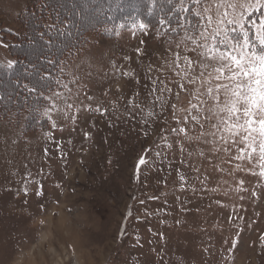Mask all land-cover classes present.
Wrapping results in <instances>:
<instances>
[{
    "label": "rangeland",
    "instance_id": "1",
    "mask_svg": "<svg viewBox=\"0 0 264 264\" xmlns=\"http://www.w3.org/2000/svg\"><path fill=\"white\" fill-rule=\"evenodd\" d=\"M58 1L90 20L93 0ZM27 5L0 0V29L17 28ZM158 33L93 35L67 87L50 97L48 128L0 119V264H264V178L231 159L234 146L213 155L195 140L198 125L178 124L193 88H178L175 53L198 56L169 49ZM4 49L0 34V58ZM180 126L191 142L173 134Z\"/></svg>",
    "mask_w": 264,
    "mask_h": 264
},
{
    "label": "snow or ice",
    "instance_id": "2",
    "mask_svg": "<svg viewBox=\"0 0 264 264\" xmlns=\"http://www.w3.org/2000/svg\"><path fill=\"white\" fill-rule=\"evenodd\" d=\"M148 3L147 11L151 15L157 0H148ZM164 3L168 6L167 12L157 20L163 36L158 33L157 38L165 41L169 49L175 44L177 49L183 47L186 52L198 56L192 59L188 55L181 57L179 51L175 53L174 63L181 78L178 88L187 91L186 84L193 88L187 114L178 124L191 123L193 130L198 125L201 131L195 140L210 145L213 155L220 151L229 153L227 146H234L236 154L231 159L253 164L254 168H259V177L264 178V0H164ZM160 10L163 12V4ZM255 13H261L258 21L250 19ZM169 14L175 16V22ZM129 19L131 24L127 27L134 32L143 33L149 28L137 16ZM125 27L123 23L116 26L117 29ZM173 32L176 35H171ZM115 34L119 35V31ZM137 53L140 54L141 49H137ZM6 67L13 68L14 62H8ZM55 82L59 87H67L59 79ZM176 96L178 99L179 92ZM163 106L161 103L162 109ZM172 109L175 112V104ZM49 110L46 107L43 115L48 116ZM96 111L105 114L107 110L97 108ZM205 124L211 132L204 131ZM172 131L177 137L183 135L187 141L193 140L185 126ZM87 136L85 133V138ZM180 147L183 151V144ZM148 163L146 153L138 159L137 181L141 166ZM236 167L239 170V165ZM24 195H28L27 188ZM36 195L39 197L43 193L37 191ZM252 195L257 194L253 191ZM40 207L43 209V205ZM260 239L264 241V235ZM238 244L239 233L229 249L230 254ZM260 247L264 248V243Z\"/></svg>",
    "mask_w": 264,
    "mask_h": 264
},
{
    "label": "trees",
    "instance_id": "3",
    "mask_svg": "<svg viewBox=\"0 0 264 264\" xmlns=\"http://www.w3.org/2000/svg\"><path fill=\"white\" fill-rule=\"evenodd\" d=\"M92 4L94 7L88 10L90 20L85 21L80 5L69 3L61 7L58 0H28L17 17V28L1 27L5 49L0 58V119L11 124L24 122L25 130L48 128L50 122L43 115L44 109L52 108L50 97L64 88L55 81L66 84L71 79L70 66L88 48L91 37L116 36L117 30L131 24L130 16H137L160 32L157 20L168 8L164 0H157V7L149 15V3L142 0H93ZM96 8L107 9L99 19H94ZM72 10L76 14H70ZM169 15L175 22V16ZM260 15L255 13L250 19L258 21ZM121 23L126 27L117 29ZM8 62H14V67L7 68Z\"/></svg>",
    "mask_w": 264,
    "mask_h": 264
}]
</instances>
